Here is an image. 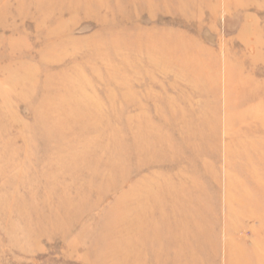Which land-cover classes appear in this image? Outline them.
I'll use <instances>...</instances> for the list:
<instances>
[{
    "label": "rangeland",
    "instance_id": "rangeland-1",
    "mask_svg": "<svg viewBox=\"0 0 264 264\" xmlns=\"http://www.w3.org/2000/svg\"><path fill=\"white\" fill-rule=\"evenodd\" d=\"M177 1L0 0V264H264V0Z\"/></svg>",
    "mask_w": 264,
    "mask_h": 264
},
{
    "label": "bare ground",
    "instance_id": "bare-ground-1",
    "mask_svg": "<svg viewBox=\"0 0 264 264\" xmlns=\"http://www.w3.org/2000/svg\"><path fill=\"white\" fill-rule=\"evenodd\" d=\"M177 1V0H176ZM196 1V0H195ZM162 2H165V0H162ZM178 2V1H177ZM147 7H150V5H147ZM47 13L49 14V11H47ZM46 14V10H44L43 8H40V6H38L37 8V11H36V16L35 17H38V18H42L45 16ZM179 38V37H178ZM180 43V42H179ZM179 45L178 44H175V43H172V42H169L167 39L161 37V38H155L153 39L152 41H147V42H142V41H138L136 44H134L132 47L133 50H139V51H142V52H145V54H147V56H149L150 58H154L153 55L154 54H163V55H168V54H171V53H174L176 48L178 47ZM50 50V48H49ZM185 52L187 53L188 49L185 48L184 49ZM52 52V51H51ZM182 53V52H181ZM198 63L196 64H193L191 62H188L187 60L183 59L182 58V62H181V65H180V73H187V74H191L194 72V70L196 69V67L198 66L197 65ZM182 77V76H181ZM77 92H72L70 95V98L69 100L71 101H74V103H78V104H82L81 102H84L85 101H88V96H86L82 90H76ZM75 93L77 94L76 97L74 98V95ZM148 98H151V97H148ZM140 105V104H139ZM157 106V105H156ZM170 106H171V103H170ZM159 107V106H158ZM169 107V104L168 106ZM157 107H154V110L155 112H157V110L155 109ZM139 111H142V107L140 105L139 108H137ZM170 109V107H169ZM86 111V110H85ZM245 117L243 116L242 119H244ZM153 126L154 125H151V124H145L144 126H140L139 129H153ZM262 127L264 128V121L262 122ZM155 144L156 142L153 143V148H155ZM140 158V156H139ZM148 169H153L154 168V164L150 163L149 165L146 166ZM138 181V180H137ZM158 185V182L157 180H155L154 178H151L149 180V186L147 189H141L139 191V194H138V205L140 206V202H142L143 200H150V199H159L158 197H156L155 195L152 194V192L150 191V188H155L156 186ZM140 211V210H139ZM140 227V226H139ZM127 229V228H125ZM140 236L137 237V243L140 244ZM123 244H124V249H123V255H121V260L122 261H126L128 259V257H126V252H127V247H128V241L126 239V241H123ZM125 255V256H124ZM172 264H175V263H172Z\"/></svg>",
    "mask_w": 264,
    "mask_h": 264
}]
</instances>
